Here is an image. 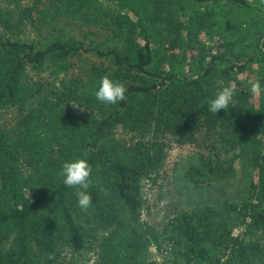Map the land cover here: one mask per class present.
Segmentation results:
<instances>
[{
  "label": "trees",
  "instance_id": "1",
  "mask_svg": "<svg viewBox=\"0 0 264 264\" xmlns=\"http://www.w3.org/2000/svg\"><path fill=\"white\" fill-rule=\"evenodd\" d=\"M116 3L0 0V105L17 104L10 134H0V226L9 239L0 264H74L65 261V247L75 252L86 246L84 223L104 240L94 264H260L264 103H250L236 91L225 111L209 108L222 88L211 86L213 74L240 71L255 55L238 62V54L213 53L186 74L158 70L149 66L148 32L137 41L136 21ZM28 26L37 38L27 37ZM257 50L264 54V37ZM28 68L39 75L28 76ZM105 75L125 85L124 100L97 101ZM117 127L128 135L120 136ZM168 141L202 150L190 166L193 184L227 181L234 161L247 156L244 194L181 207L159 226L141 221L142 183L164 175ZM76 158L92 169L87 210L78 205L79 189L67 187L61 175L62 164ZM171 175L176 180L183 174ZM238 223L239 233L229 235ZM116 232L121 237L114 239ZM150 244L163 252L161 262L140 255Z\"/></svg>",
  "mask_w": 264,
  "mask_h": 264
},
{
  "label": "rangeland",
  "instance_id": "2",
  "mask_svg": "<svg viewBox=\"0 0 264 264\" xmlns=\"http://www.w3.org/2000/svg\"><path fill=\"white\" fill-rule=\"evenodd\" d=\"M101 1L108 3L106 5L109 7L110 5L113 7L112 2H117L119 7L122 5L128 8L129 14L137 24L134 35L137 41L141 40L142 31L148 32L150 51L153 57L149 66L158 70L167 69L186 74L196 69L197 63L201 66L207 64L208 57L213 53H223L224 55L229 53L234 56L238 54V62L243 61L246 56L255 55L252 60H246L245 67L240 71L227 75L213 74L211 86L215 88L234 85L236 91L245 94L250 103L255 105L258 102L264 103V54H259L257 50L259 40L264 37V0H249L255 5L248 8L224 1ZM24 31L28 38L38 37L35 30L29 26ZM90 36L88 34L86 38ZM234 56H229L227 59L233 60ZM92 60L96 61V58L89 56L88 61ZM43 71L44 69L41 70V75L44 74ZM39 73L38 69H26V74L32 78H35ZM257 81L260 83L261 90L258 94H253L250 91L251 83ZM16 105V103L0 105V134H10L16 115ZM115 130L120 136L128 135H123V130L118 127ZM198 151L202 150L192 143L167 142L165 164L161 172L164 175L158 177L154 184H151L149 180L142 183L141 192L144 205L140 214L141 221L150 223L152 226H159L162 221L172 215L174 210L187 207L195 202L215 201L220 196L230 199L241 198L246 189L245 179L250 174L247 156L244 155L234 161V168L232 171H228V176L224 178L227 181L203 178L193 184L189 171L191 164L196 162L195 154ZM193 158H195L194 163ZM175 164L178 167L173 170L172 165ZM171 172H180L183 175H179L178 179L173 180ZM194 177L196 176L194 175ZM182 182L186 184V187L181 184ZM217 183L223 184L217 188L218 190L215 186ZM80 224L82 225L83 222L80 221ZM102 227L103 231L110 229L108 224ZM241 227L240 223L233 226L229 235H237ZM92 231L93 228L84 223L86 246L75 252L65 247V261L69 259L74 264H94L96 253L99 252V247L104 244V240L95 238ZM4 233L5 228L0 226V252L6 248L7 241L9 243V239L4 237V235L6 236ZM112 237L119 238L121 234L116 232ZM259 245L264 255V241H260ZM162 253L150 244L140 255L145 259L155 258L161 262ZM260 264H264V261Z\"/></svg>",
  "mask_w": 264,
  "mask_h": 264
},
{
  "label": "clouds",
  "instance_id": "3",
  "mask_svg": "<svg viewBox=\"0 0 264 264\" xmlns=\"http://www.w3.org/2000/svg\"><path fill=\"white\" fill-rule=\"evenodd\" d=\"M260 90L261 86L258 81L251 83L250 91L253 94H258ZM126 91L124 84L105 75L100 78L95 97L101 103L116 104L118 101L125 99ZM235 92L236 88L234 85L220 88L209 102L210 111L216 114L222 109L224 111L228 109ZM91 171V165L83 158H76L62 164L61 175L64 177L63 183L67 187L79 189L76 192V196L78 205L82 210H87L92 203L91 195L87 192Z\"/></svg>",
  "mask_w": 264,
  "mask_h": 264
}]
</instances>
